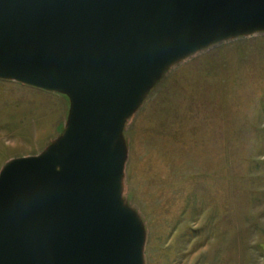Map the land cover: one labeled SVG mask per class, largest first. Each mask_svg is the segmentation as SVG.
Masks as SVG:
<instances>
[{
	"label": "rangeland",
	"instance_id": "1",
	"mask_svg": "<svg viewBox=\"0 0 264 264\" xmlns=\"http://www.w3.org/2000/svg\"><path fill=\"white\" fill-rule=\"evenodd\" d=\"M75 97L71 122L69 93L0 78V175L60 171ZM114 114L95 148L138 264H264V28L181 54Z\"/></svg>",
	"mask_w": 264,
	"mask_h": 264
},
{
	"label": "water",
	"instance_id": "2",
	"mask_svg": "<svg viewBox=\"0 0 264 264\" xmlns=\"http://www.w3.org/2000/svg\"><path fill=\"white\" fill-rule=\"evenodd\" d=\"M260 27L264 0H0V78L69 93L71 122L85 98L60 171L48 158L1 173L0 264H138L99 169L100 121L181 54Z\"/></svg>",
	"mask_w": 264,
	"mask_h": 264
},
{
	"label": "bare ground",
	"instance_id": "3",
	"mask_svg": "<svg viewBox=\"0 0 264 264\" xmlns=\"http://www.w3.org/2000/svg\"><path fill=\"white\" fill-rule=\"evenodd\" d=\"M154 68H156V65H155L152 69H154ZM152 69H151V70H152Z\"/></svg>",
	"mask_w": 264,
	"mask_h": 264
}]
</instances>
